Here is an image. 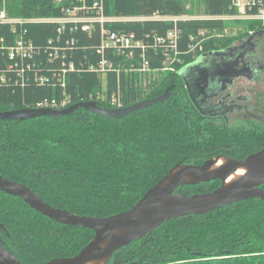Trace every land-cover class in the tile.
<instances>
[{
  "label": "trees",
  "instance_id": "obj_1",
  "mask_svg": "<svg viewBox=\"0 0 264 264\" xmlns=\"http://www.w3.org/2000/svg\"><path fill=\"white\" fill-rule=\"evenodd\" d=\"M69 2L0 0V10L20 20L0 24V112L33 108L43 99L63 95L72 104L93 100L109 108L96 99L99 94L119 92L126 107L167 88L171 93L162 102L121 118L79 108L61 117L0 120L4 178L28 186L56 208L105 217L130 208L178 163L199 165L219 156L240 159L264 148L263 126H233L203 117L179 74L199 56L229 48L233 38L220 34L226 20L212 16L234 14L231 0H200V12L206 17L185 19L180 17L189 15L186 0H102L105 16L125 18L104 26L132 34L143 44L120 53L108 48L99 52L97 25L86 33L65 24L59 32L56 22L36 20L61 17ZM152 16L177 19L148 18ZM232 22L256 33L264 30L260 20ZM172 29H176L174 48L167 40L156 41ZM18 37L31 42L30 58L8 57L6 47ZM190 44L196 46L194 51ZM141 55L158 69L168 55L174 58L170 64L175 71H159L161 78L125 71ZM101 59L112 63L104 77L97 71ZM69 62L73 68L65 72L62 85L61 72ZM219 185L215 179L177 190L188 195ZM92 236L88 228L55 222L19 197L0 191V242L22 264L73 256ZM127 263L264 264V201L250 198L204 214L165 220L141 239L115 250L104 264Z\"/></svg>",
  "mask_w": 264,
  "mask_h": 264
},
{
  "label": "water",
  "instance_id": "obj_2",
  "mask_svg": "<svg viewBox=\"0 0 264 264\" xmlns=\"http://www.w3.org/2000/svg\"><path fill=\"white\" fill-rule=\"evenodd\" d=\"M217 54L218 52L203 54L179 72L190 95L193 92L191 91L192 85L200 83L201 77H207V72H221L219 69H214V65L198 68V63L205 57ZM170 93L167 88L159 96L120 108L103 107L93 100H87L73 103L62 109L43 107L12 109L0 112V120H26L40 116L61 117L79 108L106 117L121 118L138 109L162 102ZM219 157L223 159L222 162L208 171L206 170L209 164L215 158L199 165L176 164L160 181L147 189L130 208L105 217L79 215L51 206L28 186L4 178L2 175H0V191L19 197L30 208L55 222L84 227L93 231L92 239L73 256L31 264H90L100 261L105 263L115 250L141 239L165 220L190 214H204L250 198L264 201V188L261 187L264 184V148L240 159ZM237 169L243 172L227 182L228 177ZM215 179L220 180V185L211 191L187 195L177 190L178 187L186 184H197ZM110 235L112 238L106 242ZM0 264L22 263L0 242Z\"/></svg>",
  "mask_w": 264,
  "mask_h": 264
},
{
  "label": "built area",
  "instance_id": "obj_3",
  "mask_svg": "<svg viewBox=\"0 0 264 264\" xmlns=\"http://www.w3.org/2000/svg\"><path fill=\"white\" fill-rule=\"evenodd\" d=\"M61 2L62 0H56ZM232 5L235 7V13L230 15H221V16H212V18L220 19H233V20H243V19H264L263 16V5L261 0H231ZM253 9H256L255 12H252ZM63 15L57 18H43L36 19L47 22H56L59 27L58 31L65 26V24H71V28H80L86 33H90L94 27L97 25L100 32V50L102 52L105 48L112 49L114 52H122L125 49H131L133 47H143V44L135 40L132 34H125L121 30H113L106 28L104 26L105 22L115 21V20H125V18L117 17H107L103 13V3L102 0H70L67 6L62 8ZM262 14V16H261ZM167 19L176 20V17H166ZM20 21L19 19L9 18L5 10H0V24L13 23ZM167 40L168 46L175 47L176 41V29L169 30L166 34V37L157 38V42H164ZM3 42V39L0 38V43ZM195 45L190 44L189 50L194 51ZM8 57L14 59L15 57L19 58H30L32 55V45L30 41H24L21 37H18L13 41V44L6 47ZM132 51H129L130 57H132ZM176 53H174L175 56ZM54 55L56 57L57 51L54 50ZM173 56V57H174ZM174 58L166 55L165 59L162 61L163 66L158 68H151L149 61L141 55V60L135 66H129L125 68V71L135 72L140 75H145L154 72H164V71H175V68L170 64ZM73 68L72 62H69L68 68H63L61 72L62 85H64V75L65 72ZM112 68V63L101 59L98 64L97 71L104 77L106 71ZM92 69V66H90ZM43 79H40L42 82ZM104 90V84L102 85ZM97 100L104 102L109 106V108H120L123 107V104L119 97V92L111 93L107 96L105 93H101L97 96ZM71 99L63 95L60 99H43L35 104L33 108H52V109H62L71 105Z\"/></svg>",
  "mask_w": 264,
  "mask_h": 264
},
{
  "label": "flooded vegetation",
  "instance_id": "obj_4",
  "mask_svg": "<svg viewBox=\"0 0 264 264\" xmlns=\"http://www.w3.org/2000/svg\"><path fill=\"white\" fill-rule=\"evenodd\" d=\"M263 31L247 37L238 46L233 45L217 55L207 56L198 63V68L214 65V69L221 71L207 72V77H201L200 83L196 82L197 85L191 87L195 98L194 106L201 111L203 117L214 118L227 125L243 117L249 123L264 127V88L260 87L263 82L264 58H260L256 50L264 35ZM238 78H245L259 88L247 84L238 85L235 83ZM184 87L186 88L185 83ZM232 87L233 90L230 89Z\"/></svg>",
  "mask_w": 264,
  "mask_h": 264
},
{
  "label": "rangeland",
  "instance_id": "obj_5",
  "mask_svg": "<svg viewBox=\"0 0 264 264\" xmlns=\"http://www.w3.org/2000/svg\"><path fill=\"white\" fill-rule=\"evenodd\" d=\"M187 1V5L189 6V15L188 16H184V17H180L181 19H185V18H203L206 17L204 16L201 12H200V0H186ZM4 4V1H2V5ZM4 6V5H3ZM2 6V7H3ZM264 10V7H263ZM8 16V15H7ZM262 16V14H261ZM263 16H264V12H263ZM9 17V16H8ZM11 18V17H9ZM148 18H154V19H167L166 17H162V16H152V17H148ZM127 19L130 20H135V19H142L140 17H129ZM226 20L227 24L226 27L223 30V34L226 37H232V41L230 42V46H235V45H240V42L244 41L247 39V37L251 36V35H257L258 33L253 32V31H249L246 30V28L244 27V25L240 24H236L233 21V19H223ZM244 21H254V20H260L261 23L264 25V19H243ZM242 39V40H241ZM256 50L258 51V54L260 56V58H264V35L261 37V41L257 44ZM262 61L264 62V59H262ZM143 76V75H141ZM155 77L156 78H161L163 75L161 72H154V73H149V77ZM263 76V82H264V72L262 73ZM143 78V77H142ZM263 82L260 84L261 88H264V84ZM236 84H241V85H253L255 87H258V85H255L253 83H250L249 81H247L245 78H238L237 80H235ZM231 90L234 89V87L230 88ZM264 90V89H262ZM245 93V92H244ZM261 95V94H260ZM262 97L264 98V92L262 93ZM248 119L252 118V117H247ZM231 125H243V126H249L252 123H249L248 120H246L243 117L238 118L237 120L233 121L230 123ZM220 158V157H216L215 159ZM101 264H104V262H102ZM129 264V263H127Z\"/></svg>",
  "mask_w": 264,
  "mask_h": 264
},
{
  "label": "bare ground",
  "instance_id": "obj_6",
  "mask_svg": "<svg viewBox=\"0 0 264 264\" xmlns=\"http://www.w3.org/2000/svg\"><path fill=\"white\" fill-rule=\"evenodd\" d=\"M222 160H223V159H222L221 157H220V158H217V159H214V160L209 164V168H208L206 171L212 169L214 166H216V165H218L219 163H221ZM242 172H243V171H242L241 169H237V170H235V171H234V172L228 177L227 182L232 181L233 179H235L236 177H238ZM111 238H112L111 235L108 236L107 239H106V242L110 241ZM101 263H102V261H100V262H96V263H90V264H101Z\"/></svg>",
  "mask_w": 264,
  "mask_h": 264
}]
</instances>
